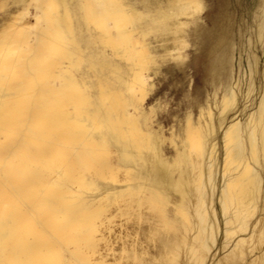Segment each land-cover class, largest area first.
Segmentation results:
<instances>
[{
  "label": "bare ground",
  "instance_id": "1",
  "mask_svg": "<svg viewBox=\"0 0 264 264\" xmlns=\"http://www.w3.org/2000/svg\"><path fill=\"white\" fill-rule=\"evenodd\" d=\"M0 264H264V0H0Z\"/></svg>",
  "mask_w": 264,
  "mask_h": 264
},
{
  "label": "rangeland",
  "instance_id": "2",
  "mask_svg": "<svg viewBox=\"0 0 264 264\" xmlns=\"http://www.w3.org/2000/svg\"><path fill=\"white\" fill-rule=\"evenodd\" d=\"M217 0H207V2L210 4H216ZM250 0H244V2H249ZM231 2L233 3V0H231ZM213 10L216 9V7L214 6L212 8ZM188 48V49H187ZM186 49L189 52L190 56L192 55L191 53L193 52V47L192 46H188ZM191 63V62H190ZM192 64V63H191ZM190 66V65H189ZM189 70H187L190 74H194V78L195 80V87L199 86V85H203V68L200 64H196V66H192V68L190 69L187 68ZM194 69V71H193ZM176 71V72H175ZM174 73L172 74H167L166 76H163V78L160 80V82L158 83V87L160 89H158V96H161L163 98V96H166L168 101H169V107L171 109L172 112H174L175 110L178 111V102L180 100V97L182 96L183 93V84L182 81L184 79V74L181 70L179 69H175L173 71ZM170 75V76H169ZM183 76V77H182ZM172 79V80H171ZM174 79V80H173ZM177 79V80H176ZM181 79V80H180ZM179 82V83H178ZM160 84V85H159ZM174 84V85H173ZM171 85V86H170ZM193 85V86H194ZM170 87V88H169ZM172 88V89H171ZM182 88V89H181ZM180 89V90H179ZM182 90V91H181ZM164 91V92H163ZM181 92V93H180ZM168 93V94H167ZM177 102V103H176Z\"/></svg>",
  "mask_w": 264,
  "mask_h": 264
},
{
  "label": "snow or ice",
  "instance_id": "3",
  "mask_svg": "<svg viewBox=\"0 0 264 264\" xmlns=\"http://www.w3.org/2000/svg\"><path fill=\"white\" fill-rule=\"evenodd\" d=\"M234 102H235L234 97L227 96L225 98V107H228V106L232 105Z\"/></svg>",
  "mask_w": 264,
  "mask_h": 264
}]
</instances>
